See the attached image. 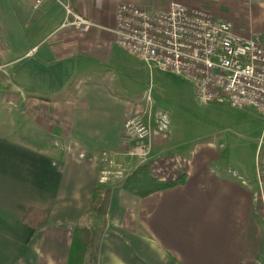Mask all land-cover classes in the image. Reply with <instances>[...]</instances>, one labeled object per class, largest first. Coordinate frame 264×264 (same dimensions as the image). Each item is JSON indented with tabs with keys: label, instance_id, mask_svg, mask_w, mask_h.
<instances>
[{
	"label": "crops",
	"instance_id": "obj_1",
	"mask_svg": "<svg viewBox=\"0 0 264 264\" xmlns=\"http://www.w3.org/2000/svg\"><path fill=\"white\" fill-rule=\"evenodd\" d=\"M122 4L203 9L264 44V0H46L38 9L0 0V97L8 98L0 107H24L36 125L26 143L0 135V264H68L99 187L111 192L97 264H254L264 258L257 165L242 170L217 136L156 125L143 143L147 160L128 156L142 143L127 141L126 120L139 110L112 67L130 61L115 54ZM67 8L90 28L75 27ZM51 137L65 147L35 143ZM104 151L184 183L145 198L100 184Z\"/></svg>",
	"mask_w": 264,
	"mask_h": 264
},
{
	"label": "built area",
	"instance_id": "obj_2",
	"mask_svg": "<svg viewBox=\"0 0 264 264\" xmlns=\"http://www.w3.org/2000/svg\"><path fill=\"white\" fill-rule=\"evenodd\" d=\"M38 9L46 0H21ZM73 25L87 30L91 24L67 8ZM115 35L118 46L150 70L185 78L203 105L223 104L233 109L252 108L264 117V44L256 36H242L234 25L216 21L203 9L175 4L169 10L149 11L132 4L117 9ZM148 101L152 102L150 93ZM133 147L129 157L144 163L149 150L143 143L152 136L151 113H136L125 123ZM101 184L125 181L132 170L115 156L100 155ZM264 222V201L261 203ZM264 264V258L254 262Z\"/></svg>",
	"mask_w": 264,
	"mask_h": 264
},
{
	"label": "rangeland",
	"instance_id": "obj_3",
	"mask_svg": "<svg viewBox=\"0 0 264 264\" xmlns=\"http://www.w3.org/2000/svg\"><path fill=\"white\" fill-rule=\"evenodd\" d=\"M115 54L130 61L124 70L112 66L115 69L113 71L118 72L114 80L122 81L131 90L139 110L138 113H151L152 131L156 125L163 126L165 129L171 128L175 132L187 135L200 134L207 138L217 136L222 139L225 147L233 149L234 161L239 163L242 170L251 172L256 165L258 166L260 202L263 203L264 117L255 113L252 108L239 110L223 104L203 105L196 98L194 86L185 78L158 69L150 70L120 47H115ZM149 93L152 102L147 99ZM3 94L0 97V103L8 99L4 98ZM13 101L22 103L24 98H16ZM25 113L24 107L18 105L0 107V135L12 136L26 143L25 135L28 136L32 133L34 130L32 126L36 125L32 121L26 123ZM41 140L48 146L53 144L57 148L65 147L64 140L52 137L36 141L37 146L43 143H38ZM128 142L132 146L133 142ZM128 167L130 168V166ZM130 169L133 174L135 171ZM126 180L111 181L108 185L124 184ZM79 227L91 228L92 223L87 220ZM87 261V264H93L90 257L87 258Z\"/></svg>",
	"mask_w": 264,
	"mask_h": 264
},
{
	"label": "trees",
	"instance_id": "obj_4",
	"mask_svg": "<svg viewBox=\"0 0 264 264\" xmlns=\"http://www.w3.org/2000/svg\"><path fill=\"white\" fill-rule=\"evenodd\" d=\"M185 177L176 182H162L154 177L148 166H143L129 176L124 189L139 198L165 191L184 183ZM110 188L96 189L89 213L85 220L92 223L91 228L77 227L74 230L73 242L69 253L68 264H87V258L97 264V251L100 235L107 227V211L110 200Z\"/></svg>",
	"mask_w": 264,
	"mask_h": 264
}]
</instances>
